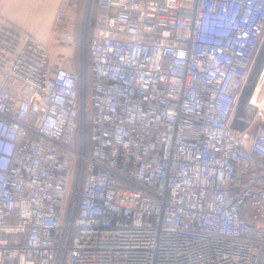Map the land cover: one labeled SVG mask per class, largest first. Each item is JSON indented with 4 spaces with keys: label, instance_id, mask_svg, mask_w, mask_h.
<instances>
[{
    "label": "built area",
    "instance_id": "obj_1",
    "mask_svg": "<svg viewBox=\"0 0 264 264\" xmlns=\"http://www.w3.org/2000/svg\"><path fill=\"white\" fill-rule=\"evenodd\" d=\"M89 1L90 84L0 27V264H264V0Z\"/></svg>",
    "mask_w": 264,
    "mask_h": 264
},
{
    "label": "crops",
    "instance_id": "obj_2",
    "mask_svg": "<svg viewBox=\"0 0 264 264\" xmlns=\"http://www.w3.org/2000/svg\"><path fill=\"white\" fill-rule=\"evenodd\" d=\"M63 0H0V27L6 25L12 28L33 34L42 44L50 46V57L56 58L59 53V60L66 59L65 52L59 43L57 34L54 31V22ZM98 8L96 2L79 0V7L74 13L77 27L74 31L76 42L86 30L92 33V26ZM51 59V61H52ZM54 61V60H53ZM56 62V63H55ZM60 65L61 61H55ZM65 66V65H63ZM67 67V66H65ZM69 68V67H68Z\"/></svg>",
    "mask_w": 264,
    "mask_h": 264
},
{
    "label": "rangeland",
    "instance_id": "obj_3",
    "mask_svg": "<svg viewBox=\"0 0 264 264\" xmlns=\"http://www.w3.org/2000/svg\"><path fill=\"white\" fill-rule=\"evenodd\" d=\"M60 47L63 50H66L65 55L66 59L59 60V56L52 59V62L61 61L60 65H65L73 70L79 71L80 66L84 64L86 67L90 65V58L88 54V38L83 35L79 37V40L75 42L74 45L68 46L67 44L59 43ZM50 50V46H47ZM54 60V61H53ZM56 63V62H55ZM264 72V38L260 45V48L257 52V55L254 59V63L249 73L248 80L245 86L242 89L241 96L239 98L238 104L236 106L235 112L232 118L233 128L237 131H242L249 127V130L252 132L260 123V120L255 117V112L257 107L249 103L250 98H254L253 92L260 74ZM264 98V84L262 85V90L258 96V101H262ZM254 102V100H253ZM257 103V102H254ZM258 104V103H257ZM260 105V104H258ZM264 107V105H260Z\"/></svg>",
    "mask_w": 264,
    "mask_h": 264
},
{
    "label": "trees",
    "instance_id": "obj_4",
    "mask_svg": "<svg viewBox=\"0 0 264 264\" xmlns=\"http://www.w3.org/2000/svg\"><path fill=\"white\" fill-rule=\"evenodd\" d=\"M91 26H92V22H91V24H90V22H89V28L88 29H90L91 28ZM87 38L89 39V36H90V32L89 31H87ZM88 54H89V58H90V65L87 67V84H90L91 82H92V61H91V56H90V53H89V50H88Z\"/></svg>",
    "mask_w": 264,
    "mask_h": 264
},
{
    "label": "bare ground",
    "instance_id": "obj_5",
    "mask_svg": "<svg viewBox=\"0 0 264 264\" xmlns=\"http://www.w3.org/2000/svg\"><path fill=\"white\" fill-rule=\"evenodd\" d=\"M262 85H263L262 81L259 80L258 83L256 84L257 88L255 87L254 88V92H253V96H254L253 100H254V102H257L260 105H264V98H263L262 101H260V102L258 101V96H259V94L261 92V91L259 92V88L262 89Z\"/></svg>",
    "mask_w": 264,
    "mask_h": 264
}]
</instances>
